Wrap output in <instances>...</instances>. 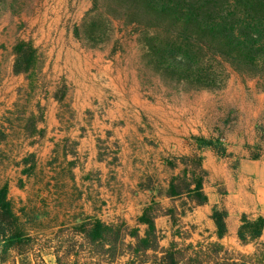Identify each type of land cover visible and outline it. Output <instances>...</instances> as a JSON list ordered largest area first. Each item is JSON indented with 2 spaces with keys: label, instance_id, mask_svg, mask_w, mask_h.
Returning <instances> with one entry per match:
<instances>
[{
  "label": "rangeland",
  "instance_id": "1",
  "mask_svg": "<svg viewBox=\"0 0 264 264\" xmlns=\"http://www.w3.org/2000/svg\"><path fill=\"white\" fill-rule=\"evenodd\" d=\"M98 3L0 0V187L8 184L21 227L42 243L86 218L135 226L149 187L161 191L185 159L199 156L210 201L182 221L195 226L192 241L207 237L213 208L226 209L219 179L236 181L246 156L264 160V70L199 60L203 51L186 46L179 29L143 26L146 19L119 10L121 0ZM156 37L162 44L145 43ZM19 41L39 55L33 84L14 72ZM169 51L176 62L193 55L215 85L187 81L177 63L156 62ZM194 136L222 153L197 146L190 155ZM167 137L176 141L157 154ZM156 224L166 246L171 222ZM39 245L24 264H37ZM43 259L55 263L51 252ZM0 264H13L1 242Z\"/></svg>",
  "mask_w": 264,
  "mask_h": 264
},
{
  "label": "trees",
  "instance_id": "2",
  "mask_svg": "<svg viewBox=\"0 0 264 264\" xmlns=\"http://www.w3.org/2000/svg\"><path fill=\"white\" fill-rule=\"evenodd\" d=\"M99 0H94V7ZM114 1V0H110ZM119 10L124 14H137L146 19L143 26L149 28L179 29L186 46H196L202 52L199 60L221 59L237 69L264 70V0H121ZM99 26L91 23L90 29ZM157 43L161 39H146L145 43ZM16 74L25 75L33 84L38 74L39 55L29 42L19 41L15 46ZM176 53L169 51L156 62L180 66L184 78L203 86L215 85V75L209 69L197 66L193 55L185 54L176 62ZM179 57V56H178ZM195 65L197 67H195ZM249 69V70H250ZM214 74V73H212ZM200 149L212 148L222 153L210 139L192 137ZM186 167L170 178L168 187L160 196L181 201L193 207L208 203L203 184L206 172L199 156L185 159ZM9 187H0V242L2 253L13 256V264L32 254L39 245L37 264H45L43 255L51 252L54 264H264V243L259 238L264 231V218L251 219L241 216L237 238L240 244H253L255 250L245 254L221 243L227 234L224 208H213L211 219L215 225L212 234L192 241L195 226L184 224L176 206L162 209L152 201L137 217L135 226L123 220L107 223L100 219L86 218L79 223L64 226L52 239L37 240L27 234L8 199ZM169 216L172 233L166 246L164 236L156 226L159 216ZM4 263V262H3Z\"/></svg>",
  "mask_w": 264,
  "mask_h": 264
},
{
  "label": "crops",
  "instance_id": "3",
  "mask_svg": "<svg viewBox=\"0 0 264 264\" xmlns=\"http://www.w3.org/2000/svg\"><path fill=\"white\" fill-rule=\"evenodd\" d=\"M191 140L192 141L190 140L189 141L191 145L195 148V151L191 152L190 155L197 154V153L199 154L200 150H197L196 142L193 139ZM172 141H176V140H173L172 138L168 139V137L166 140L163 139V142L161 143L160 148L157 151V154L158 152H162L161 154L163 155V151L170 147L169 144ZM165 145H168V146H165ZM168 167L169 166H167L166 168L170 169ZM202 168H203V164H202ZM237 169H238L237 179L235 181V179L233 178V182H231V184H229L227 180L223 182L222 179H219L220 184L224 183L226 185V191H227V199L224 203L226 206V209L225 208L224 209L227 211V217L225 219V223L227 227V234L221 240V243H223L225 246L229 247L230 249H235L239 252L248 254L254 251L255 246L253 244H247V245L240 244L237 238V232L241 224L240 219L242 215H247L250 218H253V217L264 218V160L262 159L254 160L246 156L245 158L240 160V163ZM224 170H227V168ZM167 187L168 185L166 184L165 187L161 188V191H160V188L157 189V188L150 186L149 188L151 189L148 191L151 193L152 196L150 200H148L144 204L142 210L152 201L157 202L161 206L162 209H167L172 206H176L180 212L185 211L184 215L183 214L180 215V219L182 221L183 217H185L188 213L193 212L197 208H200V207L203 208V206H205V205L197 206V207L192 206V209L190 210L191 205L189 204H187L185 207H182L181 205L179 206L177 205V203H175L178 200L172 203L171 199L163 195L160 196L158 194L159 192L164 193ZM165 201H169V202L167 204H163ZM209 201L210 199L208 197V202ZM142 210L140 214L142 213ZM199 210H201V208ZM162 217H167L169 221L171 222L170 217L166 215L159 216L156 219V222ZM214 231H215V226L213 223V229L210 231V233L212 234L211 239L213 240H215ZM259 242L264 243V231H262V235L259 238Z\"/></svg>",
  "mask_w": 264,
  "mask_h": 264
}]
</instances>
